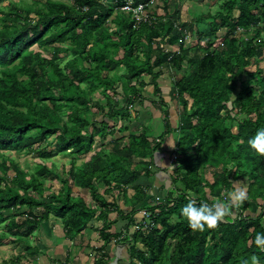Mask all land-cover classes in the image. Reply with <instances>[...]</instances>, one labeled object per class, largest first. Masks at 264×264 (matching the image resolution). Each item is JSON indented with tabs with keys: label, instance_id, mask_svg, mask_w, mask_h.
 Here are the masks:
<instances>
[{
	"label": "trees",
	"instance_id": "16d2710c",
	"mask_svg": "<svg viewBox=\"0 0 264 264\" xmlns=\"http://www.w3.org/2000/svg\"><path fill=\"white\" fill-rule=\"evenodd\" d=\"M124 1L32 0L12 2L8 10L0 8V150L29 151L55 135L59 150L78 155L91 152L88 161L71 165L69 179H62L63 188L48 196L43 185L51 172L47 163L39 164L27 179L28 173L15 160L0 161V242L31 235L48 222L50 213L62 220L65 235L73 239L98 215L103 224L96 230L103 244L96 248L102 253L95 264H122V259L130 264H241L253 255L264 264V252L255 244L256 233L264 231V154L248 142L264 127V77L260 78L261 68L247 70L251 59L264 49L260 40L264 0H225L215 14L197 13L196 21L210 19L211 27L201 35L206 39L204 53L192 57L184 43L192 23L180 22L179 10L165 15L153 10L155 21L136 24L131 14L120 9ZM163 8L168 11L167 5ZM238 27L246 33L255 28L254 35L244 41L236 35ZM222 28L224 46H215ZM178 42L180 52L166 50ZM35 45L39 48L30 50ZM62 53L71 55L65 68ZM186 64L192 66L188 75ZM121 66L126 74L119 73ZM164 68L183 73L174 84L172 98L183 104L184 111L176 159L170 166V187L156 189L155 195L162 197L158 202L148 197L150 187L136 181L142 173L153 175L152 167L160 166L157 155L162 140L146 129L128 131L109 141V147L103 143L95 149L94 145L97 137L107 140L118 120H130L137 102L148 100L151 93L143 90L148 86L144 76L152 78V95H159L156 107L169 116L157 80ZM245 73L258 88L242 81ZM111 90L124 99L121 105ZM185 95L192 99L190 113ZM233 107L239 109L236 114ZM94 112L101 117L95 118ZM243 112L242 118H236ZM167 126L172 129L170 119ZM121 129L128 130L124 124ZM245 177H253L247 201L261 206L257 216L228 215L203 231L188 226L181 210L190 199L212 204L211 196L224 201L233 181ZM72 182L90 190L95 204L75 192ZM100 184L105 186L103 192L98 191ZM129 189L134 190L132 196ZM249 208V204L242 207ZM8 210H12L9 216ZM112 211L123 219L121 226L116 224L119 218H109ZM139 212L142 218L137 222L134 216ZM112 241L113 261L106 250ZM125 250L128 257L120 255Z\"/></svg>",
	"mask_w": 264,
	"mask_h": 264
},
{
	"label": "rangeland",
	"instance_id": "374dc122",
	"mask_svg": "<svg viewBox=\"0 0 264 264\" xmlns=\"http://www.w3.org/2000/svg\"><path fill=\"white\" fill-rule=\"evenodd\" d=\"M15 1H24V2H32V0H2L0 1V8L3 7L5 10L10 9L11 3ZM71 2V0H64ZM157 1V9L161 12V14H171L174 12V10H179L180 14L185 13L188 17V22L192 23V29H189L186 33L184 43L187 44L186 48H189L188 55L189 57L192 56H200L204 53L203 49H206V39L204 37H201L202 34L208 32L211 27V20L210 19H204L201 22L196 21L197 13L201 12H210L211 14H215L218 10H221L224 7L225 0H180L181 2H176V0L169 1V0H156ZM238 1V0H237ZM239 2V1H238ZM240 3V2H239ZM238 4V3H237ZM164 5L168 7V11H164ZM237 5L234 6V8ZM171 9V12H170ZM239 11L236 10V14H238ZM0 16H3L2 13H0ZM0 20V24H1ZM180 22L182 21V18L180 19ZM179 24V21L177 22ZM261 24H263L261 22ZM255 28H250L249 32L246 33V36L251 37L254 35ZM203 32V33H201ZM226 30L224 28L218 30V36L219 40L216 41L214 44L215 46H218V44H222L224 46V39L223 35L225 34ZM245 36V34H244ZM246 39L244 38V41ZM255 40V39H254ZM257 40V39H256ZM260 40L264 41V31L260 35ZM39 48L37 45L33 46L31 49ZM166 48L171 50V47L166 46ZM203 48V49H202ZM41 50H44L43 48H40ZM178 49V48H177ZM180 50V49H179ZM63 56L61 60V65L65 68L67 62L71 59L70 54H61ZM143 56V55H142ZM186 63V61H185ZM188 64V63H187ZM187 64L185 65L187 67ZM261 68L263 70V73L260 75L261 77H264V49L262 50V53L260 56L254 57L251 59V64L248 65L247 70H250L249 72H253L256 69ZM187 75L191 72L192 66L189 65L187 67ZM167 69V68H165ZM162 69V76L160 78L159 86L161 88V97L168 99V104L171 103L170 107V114L169 116L163 114V117H160V123L164 126L167 125V121L171 119L172 121L170 123H175L176 120H178L179 124L180 121V112L184 111V106L182 103H178L177 101L172 98L173 95V87L176 82H180L181 78H183L182 71H177L174 69ZM69 71V66L67 68ZM120 74H126V69L124 66H121L118 69ZM144 78V79H143ZM142 79L148 86H144L143 90L149 93H153L154 91V85L151 83L150 80L152 78L150 76H144ZM159 78V77H158ZM242 81L245 80L250 86H253L254 88H258L257 84L254 82H250V76L246 73L242 77ZM158 80V79H157ZM161 82V83H160ZM119 91H121V87L118 88ZM240 90V87L235 91V93L232 94L234 96L237 91ZM177 91V90H176ZM109 93L112 95V97L116 100L118 105H121L124 101L123 98L117 97V95L111 90ZM156 100H159V95H154ZM178 96V95H177ZM188 99V105L186 107L187 112H191L190 106L192 99L185 95ZM149 100H142L141 103L137 102L136 105L133 107L132 112V118L130 120H118L114 128H110L112 132H110L107 136V140H103L99 137H97L95 140L97 143H95L94 148H99L100 145L103 143H106L108 146V142L111 140H115L120 138L121 136H126L128 134V131H134V132H142L144 130L151 131V127L148 126L149 118L152 116V108L151 104L149 103ZM166 102V101H165ZM157 109L156 105H154ZM229 106H232L230 103ZM233 114H236V112L239 110L237 107H233ZM95 111V109L93 108ZM67 112H65L66 115ZM245 112L239 113L236 115V118H242L244 116ZM93 116L95 118H100L101 115L97 112H94ZM168 119V120H167ZM123 124L128 128L121 129ZM178 124V128L174 131L172 135H169L167 140L171 139L170 142L164 139L163 135L161 134V130H154L150 133H152L151 137L155 138L157 141L164 140L163 143H166L165 145L172 146L173 149H175V144L179 138V132H180V126ZM229 124H233V121H229ZM176 125V123H175ZM234 128V127H233ZM235 130V128H234ZM126 139V138H125ZM166 140V141H165ZM55 141V135L49 136L44 142L36 144L32 150L29 151H17V150H0V161H2L4 158H11L15 160L19 166L25 170L28 174L26 178H30V174L35 173L37 166L42 163H47L49 166V169L51 172L47 175V178L43 182L44 187H48L44 191V196H48V194L51 191L57 192L61 188H63V182L62 179H69L70 174L69 170L71 165L74 163L76 165H79L81 163H84L88 161V159L91 156V152L88 154L78 155V154H72L69 153V151H62L57 149L54 146ZM162 142V141H161ZM113 145V144H112ZM109 147V146H108ZM40 153L47 154L45 157H41ZM10 164V162H8ZM166 164V163H165ZM232 166V165H231ZM153 168V167H152ZM170 170H172V167H169ZM234 170V167H232ZM153 173V170H152ZM206 176L210 177L209 170L205 171ZM12 171L9 172V176H12ZM171 173L163 174L161 172L158 176L153 173V175H148L142 173L138 180L136 181L137 184H140L142 186L150 187L147 189L148 191V197L149 198H156L158 202L162 201V197L160 195L156 194V189H163L165 187H170V179ZM253 177H245V178H239L237 180H234V188L235 189H244L247 191L248 184L252 181ZM73 189L78 194L84 196V198L90 202L91 204L93 201V196L91 195V191L76 186L75 182H72ZM100 186V187H99ZM98 187L99 192H103L105 186L103 184H100ZM230 191V192H232ZM229 192V193H230ZM115 194L119 196V198H122V193L118 190L114 191ZM229 193L225 194L224 202H228L229 200ZM111 194V193H110ZM134 194L133 189L128 190V195L132 196ZM161 198H160V197ZM159 197V198H158ZM211 200L214 202L218 201L219 199L216 197H211ZM123 199V198H122ZM109 200H111V197H109ZM122 201V200H120ZM124 201V200H123ZM122 201V203H123ZM125 202V201H124ZM245 204H249L251 208L248 210H243L242 207ZM99 205V204H97ZM129 208H125V212H128ZM261 211V206L252 203L250 201L244 200L243 202H238L233 205H230V215L232 217L237 216H257ZM12 210H8L6 212V215H11ZM117 211H112L109 214V218L112 221H117ZM136 218V221H141L142 213H138V215L134 216ZM177 216L173 214L171 216L172 220H175ZM103 224V220L98 217V215L89 223V226L83 230V232L78 235L76 238L70 239L65 235V231L63 228L62 220L59 217H56L54 214L50 213V218L48 222H43L39 228H37L31 235L27 237H22L21 239H17L14 241H10V239L5 240L3 243L0 242V262L8 261L10 264H14L16 260L18 261V264H95L96 260L98 259L99 255L102 253L100 250H97L96 248L100 247L103 244V240L100 238L99 233L97 232L96 228H100ZM117 226H121L123 224V219L119 218L118 222L116 223ZM2 223H0V231L2 229ZM116 225H112L111 232H115ZM11 238V237H10ZM106 250L109 253L108 259L113 261L115 258V244L114 241H112L110 244L107 245ZM120 255H123V257H128V253L123 251ZM120 260V258H119ZM122 264H130L127 259H122ZM3 264V263H2ZM258 264H261L258 262Z\"/></svg>",
	"mask_w": 264,
	"mask_h": 264
},
{
	"label": "clouds",
	"instance_id": "9594fccd",
	"mask_svg": "<svg viewBox=\"0 0 264 264\" xmlns=\"http://www.w3.org/2000/svg\"><path fill=\"white\" fill-rule=\"evenodd\" d=\"M248 38L249 37L247 36L246 40ZM248 142L257 153L264 154V127L258 128L255 135L251 137ZM247 196L248 194L246 190L235 189L229 193L227 204L223 200H218L209 204L204 200H201L198 203L195 199H190L188 203L182 207L181 214L187 220L190 228L203 231L206 227H216L219 222L223 221L226 216L230 215V205L243 202L247 199ZM255 244L260 251L264 252V231L256 233ZM258 261V256L253 255L244 259L241 264H258Z\"/></svg>",
	"mask_w": 264,
	"mask_h": 264
},
{
	"label": "crops",
	"instance_id": "0c3cea01",
	"mask_svg": "<svg viewBox=\"0 0 264 264\" xmlns=\"http://www.w3.org/2000/svg\"><path fill=\"white\" fill-rule=\"evenodd\" d=\"M170 1V0H169ZM171 1H173V0H171ZM176 2H181L180 0H176ZM157 7V1L155 0V2H154V4H153V7L151 8V11H157L160 15H163V14H161V12L156 8ZM165 11V10H164ZM170 12H171V9H170ZM182 18V21L183 22H187V21H189L188 20V17L186 16V14L185 13H183V14H181V16H180V19ZM196 18V17H195ZM180 49V42H178V43H176L175 45H172L171 46V50H173V51H176V50H178V49ZM165 69V68H164ZM165 70H167V69H165ZM172 71H174V70H172ZM162 73V72H161ZM161 76H162V74H160V76H159V78H158V82L160 81V78H161ZM161 83V82H160ZM147 93H149V91L147 92ZM152 99H158V98H156L155 96H154V94L152 95V94H150L149 95V98H148V100L150 101L149 103L152 105L151 106V110L153 111L152 112V116L149 118V121H148V126L149 127H151V131L150 132H152L153 131V129L154 130H161L162 131V135H163V137H164V139L166 138V140H167V138L169 137V135H172L173 133H175L174 131L176 130V128H178V124H179V122H178V120H176V125H175V123L173 122V123H171V128L172 129H170L166 124L163 126L160 122V117L162 118L163 117V114H162V112L157 108H155V106L154 105H157L156 103H157V100L155 101V102H153L152 101ZM176 100V99H175ZM165 101L166 102H168L169 100L168 99H166L165 98ZM168 104V103H167ZM169 105V114H170V109H171V107H170V105H171V103L170 104H168ZM172 120L170 119V122H171ZM168 128H169V130H168ZM165 140V141H166ZM163 141L164 140H162V145L160 146V148H159V154L157 155V161H158V163H159V167H153L152 168V170H153V172H154V174L155 175H159L161 172H163V174L165 173V174H167V173H171V170H168L167 171V168H169L170 166H171V164H173L174 163V161H173V154L175 153L174 152V147L172 148V146H169V145H165L166 143H163ZM168 142H170L171 141V139H169V140H167ZM176 147V146H175ZM166 163V164H165ZM166 168V171H164L163 170V168Z\"/></svg>",
	"mask_w": 264,
	"mask_h": 264
},
{
	"label": "built area",
	"instance_id": "2783aa9c",
	"mask_svg": "<svg viewBox=\"0 0 264 264\" xmlns=\"http://www.w3.org/2000/svg\"><path fill=\"white\" fill-rule=\"evenodd\" d=\"M155 0H149L147 2H135L134 0H125L124 4L121 6V10L131 14V16L135 19L136 24H140L142 22H152L155 21V15L153 14V11H151V8L153 7ZM236 34L240 36H244L246 39V31L243 27H238L236 29ZM163 46V45H162ZM168 50V48L166 49ZM179 52L180 50H176ZM173 161L176 159V154H173ZM146 213V211H143Z\"/></svg>",
	"mask_w": 264,
	"mask_h": 264
},
{
	"label": "bare ground",
	"instance_id": "6f19581e",
	"mask_svg": "<svg viewBox=\"0 0 264 264\" xmlns=\"http://www.w3.org/2000/svg\"><path fill=\"white\" fill-rule=\"evenodd\" d=\"M148 166V165H147ZM149 187V186H148ZM149 199V198H148Z\"/></svg>",
	"mask_w": 264,
	"mask_h": 264
}]
</instances>
